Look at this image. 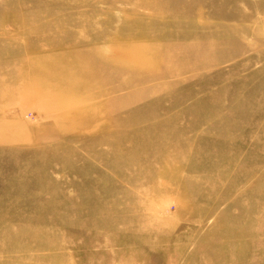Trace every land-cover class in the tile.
I'll return each instance as SVG.
<instances>
[{"label":"rangeland","instance_id":"1","mask_svg":"<svg viewBox=\"0 0 264 264\" xmlns=\"http://www.w3.org/2000/svg\"><path fill=\"white\" fill-rule=\"evenodd\" d=\"M0 264H264V0H0Z\"/></svg>","mask_w":264,"mask_h":264}]
</instances>
